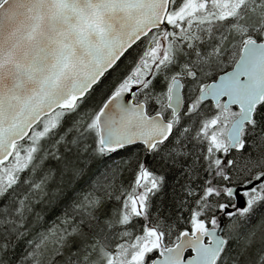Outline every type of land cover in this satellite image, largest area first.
Wrapping results in <instances>:
<instances>
[{
    "label": "snow or ice",
    "instance_id": "1",
    "mask_svg": "<svg viewBox=\"0 0 264 264\" xmlns=\"http://www.w3.org/2000/svg\"><path fill=\"white\" fill-rule=\"evenodd\" d=\"M0 264H264V0H0Z\"/></svg>",
    "mask_w": 264,
    "mask_h": 264
}]
</instances>
